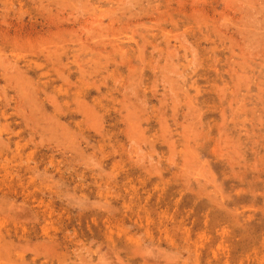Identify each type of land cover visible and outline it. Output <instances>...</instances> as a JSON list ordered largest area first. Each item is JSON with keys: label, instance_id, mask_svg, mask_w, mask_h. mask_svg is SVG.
Masks as SVG:
<instances>
[{"label": "rangeland", "instance_id": "1", "mask_svg": "<svg viewBox=\"0 0 264 264\" xmlns=\"http://www.w3.org/2000/svg\"><path fill=\"white\" fill-rule=\"evenodd\" d=\"M0 264H264V0H0Z\"/></svg>", "mask_w": 264, "mask_h": 264}]
</instances>
